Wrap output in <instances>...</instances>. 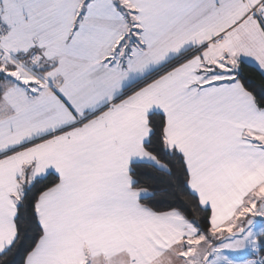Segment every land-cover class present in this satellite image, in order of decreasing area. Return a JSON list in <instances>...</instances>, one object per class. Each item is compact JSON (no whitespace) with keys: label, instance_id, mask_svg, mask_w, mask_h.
Segmentation results:
<instances>
[{"label":"snow or ice","instance_id":"6c2138e0","mask_svg":"<svg viewBox=\"0 0 264 264\" xmlns=\"http://www.w3.org/2000/svg\"><path fill=\"white\" fill-rule=\"evenodd\" d=\"M0 264H264V0H0Z\"/></svg>","mask_w":264,"mask_h":264}]
</instances>
